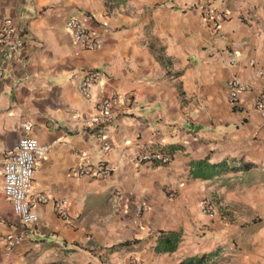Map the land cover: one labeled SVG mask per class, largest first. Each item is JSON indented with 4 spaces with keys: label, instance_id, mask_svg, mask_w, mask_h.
<instances>
[{
    "label": "crops",
    "instance_id": "obj_1",
    "mask_svg": "<svg viewBox=\"0 0 264 264\" xmlns=\"http://www.w3.org/2000/svg\"><path fill=\"white\" fill-rule=\"evenodd\" d=\"M212 2L230 12L218 32L203 19ZM75 16L100 47L74 42L66 22ZM5 19L32 37L13 56L0 54V236L26 232L11 253L0 245V264H179L210 253L208 264H264V115L256 109L264 0H0V26ZM94 68L104 77L88 100L79 85ZM233 76L250 85L236 105ZM128 92L137 104L101 140L86 119L102 95ZM27 121L49 145L33 187L52 199L35 205L39 220L24 228L3 191V166ZM159 149L170 163L134 160ZM80 161L112 171L73 176ZM113 188L125 194L122 214L111 211ZM210 197L224 201L230 221L201 211ZM60 198L79 215L72 225L54 208ZM139 204L148 206L141 217Z\"/></svg>",
    "mask_w": 264,
    "mask_h": 264
},
{
    "label": "built area",
    "instance_id": "obj_2",
    "mask_svg": "<svg viewBox=\"0 0 264 264\" xmlns=\"http://www.w3.org/2000/svg\"><path fill=\"white\" fill-rule=\"evenodd\" d=\"M229 17L230 12L228 10L216 6L213 2L203 7V19L215 32L222 28ZM66 28L74 42L84 49H96L103 44L101 37L96 35L79 17L70 18L66 22ZM31 37L29 31L20 28L11 19H5L0 26V54L4 57L13 56L24 48ZM230 62L231 64L238 62V55L234 51L231 53ZM250 63L254 65L256 61L252 59ZM258 74L264 78V69H259ZM4 75V69L0 67V77L2 78ZM103 77L104 74L99 69L94 68L84 71V77L79 88L85 98L88 100L93 99V89ZM228 87L229 101L236 105L240 103L242 94L249 90L250 85L238 76H233L229 80ZM136 104L137 99L132 92L102 95L95 105V111L86 119V126L93 130L94 134L101 140H104L106 130ZM256 109L264 115V91L256 98ZM33 126L34 124L31 121L24 123L25 134L14 147L6 151L3 166V191L11 201L13 211L18 215L24 228L39 220L35 205L47 203L52 199L46 193L35 191L33 187L35 173L49 150V145L40 143L37 138L31 135ZM104 148H109L108 143H104ZM78 155L85 157L84 152L78 153ZM172 159L173 155L164 149L155 152H144L134 157L137 163L154 161L158 164H168ZM111 171L112 169L106 163L92 164L86 161H80L70 169L73 176L93 178H103ZM108 201L113 213L122 214L126 211V197L121 189L113 188ZM54 208L58 215L69 225H72L79 218V215L73 216L71 214L70 202L66 198L55 199ZM147 210L148 206L146 204H139L135 209V215L141 217ZM201 211L206 215H219L224 221H230L226 204L219 198L203 199ZM25 236V230L0 236V245L4 247L7 253H11L23 242ZM54 264L64 263L56 262ZM131 264H142V262L140 259H134Z\"/></svg>",
    "mask_w": 264,
    "mask_h": 264
},
{
    "label": "trees",
    "instance_id": "obj_3",
    "mask_svg": "<svg viewBox=\"0 0 264 264\" xmlns=\"http://www.w3.org/2000/svg\"><path fill=\"white\" fill-rule=\"evenodd\" d=\"M250 164L246 163L244 166L248 167ZM172 246H168V248H171ZM216 253H210V254H204L202 256H193L188 257L185 260L181 261L179 264H208L209 260L215 256Z\"/></svg>",
    "mask_w": 264,
    "mask_h": 264
}]
</instances>
